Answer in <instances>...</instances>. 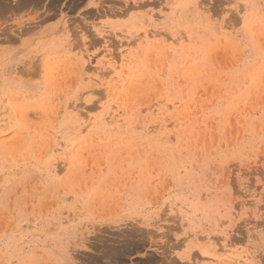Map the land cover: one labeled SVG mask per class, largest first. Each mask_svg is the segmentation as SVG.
I'll return each mask as SVG.
<instances>
[{"label": "rangeland", "instance_id": "rangeland-1", "mask_svg": "<svg viewBox=\"0 0 264 264\" xmlns=\"http://www.w3.org/2000/svg\"><path fill=\"white\" fill-rule=\"evenodd\" d=\"M5 2L0 264H264V0Z\"/></svg>", "mask_w": 264, "mask_h": 264}, {"label": "bare ground", "instance_id": "bare-ground-1", "mask_svg": "<svg viewBox=\"0 0 264 264\" xmlns=\"http://www.w3.org/2000/svg\"><path fill=\"white\" fill-rule=\"evenodd\" d=\"M5 1H7L8 2V0H0V12H2L3 10H4V8H6V7H8L9 8V3L7 4V6H3V4L4 5H6V2ZM34 0H21V6L23 5V6H25V5H27V4H30V3H32ZM35 1H40V0H35ZM43 1V0H42ZM36 2V3H37ZM51 2V1H50ZM52 2H54V1H52ZM39 3V2H38ZM51 4V3H50ZM42 5V4H41ZM58 5V4H57ZM17 6H18V4H17ZM20 6V5H19ZM18 6V7H19ZM20 6V7H21ZM22 6V7H23ZM53 6V5H52ZM56 6V5H55ZM13 7H15V6H13ZM46 7V6H45ZM8 8H6V9H8ZM50 8V7H49ZM52 8V7H51ZM50 8V9H51ZM24 9V8H23ZM54 9V8H53ZM15 10V9H14ZM18 10H19V8H18ZM7 11H9V10H7ZM53 11V10H52ZM54 13V12H53ZM29 30V29H28ZM122 246V245H121ZM112 247V246H111ZM109 248V247H107L105 250H104V252H102V260L104 261V264H119L120 263V260H119V258L121 257V256H119L120 255V252H121V254H122V250H121V248H118L117 246H114V248ZM116 247V248H115ZM116 249V250H115ZM101 251H102V249H101ZM101 257L99 258V259H101ZM95 259H97L96 257H95ZM94 258H90V261L89 260H87V262L89 261V262H91V263H94V264H99L100 262H101V260L98 262V259H97V261L95 260ZM237 262V261H236ZM103 263V262H102Z\"/></svg>", "mask_w": 264, "mask_h": 264}]
</instances>
